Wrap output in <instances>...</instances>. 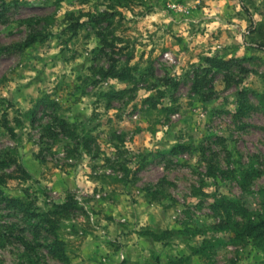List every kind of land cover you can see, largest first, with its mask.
Masks as SVG:
<instances>
[{
  "label": "rangeland",
  "instance_id": "obj_1",
  "mask_svg": "<svg viewBox=\"0 0 264 264\" xmlns=\"http://www.w3.org/2000/svg\"><path fill=\"white\" fill-rule=\"evenodd\" d=\"M31 32L40 42L0 52V121L18 139L0 127V157L15 150L31 180L1 190L37 212L76 202L58 227L72 263L264 264L261 249L213 229L209 208L226 197L264 212V0H0V47ZM129 56L132 82L100 79ZM50 100L69 106L90 153L40 149ZM34 221L0 203V264H59L42 247L31 263L7 237L23 229L40 243Z\"/></svg>",
  "mask_w": 264,
  "mask_h": 264
},
{
  "label": "trees",
  "instance_id": "obj_2",
  "mask_svg": "<svg viewBox=\"0 0 264 264\" xmlns=\"http://www.w3.org/2000/svg\"><path fill=\"white\" fill-rule=\"evenodd\" d=\"M73 25V28L83 26L84 23ZM41 34L39 32L29 33L27 37L18 43L13 44L9 48L0 47V52L7 49H14L17 51H24L30 48L32 45L40 42ZM130 56L123 63L120 69L109 67L107 70H100V79L117 80L119 82H132L133 76L131 75L132 68L128 66ZM211 69H219L224 63L221 60L205 58L204 60ZM202 81V80H201ZM195 93L198 92V88H193ZM112 91L105 92L104 96H108ZM48 96H44L38 102H44L48 100ZM53 113L49 117L47 123L40 126L39 138L42 141H51V146L57 142L67 141L68 143L73 142L76 150L83 149L85 153H90V147L93 142L90 136L84 135L82 131L78 132L76 125L70 124L67 119L63 116L64 109L63 104L56 100H50ZM71 106V105H70ZM29 117V122L33 125L36 121L35 114L33 111L26 114ZM17 126L21 125V121L14 120ZM0 127L3 128L12 140H18L15 129L9 127L6 117L0 121ZM43 143V144H41ZM40 149L43 145H47L46 142L38 143ZM176 148H174V151ZM11 169L8 174L3 173L4 170ZM255 170L248 171L243 178V182L239 184L240 190L243 195L248 194L249 178L256 175ZM7 180H18L27 182L31 180V174L20 162L19 154L13 149H7L0 157V203L4 204L7 209L17 210L21 215L28 221L35 219L34 224H30L34 229L33 239L41 237L42 241L37 244H32L28 241L21 233L14 235L11 232L7 234L13 240L19 243L24 249V255L32 263L33 260L30 255L36 248L42 247L45 252L56 260L59 264H74L70 260L67 254V242L58 235V227L63 220H68L69 215L73 210L76 209V202L72 198H68L63 203H49L47 209L42 212L31 211V200L25 195V198H10L7 197L3 192L2 188L6 185ZM210 211L217 218V224L213 229L218 231L230 230L232 233V242L241 243L249 242L251 245L259 248L264 253V212H254L249 206L242 200H232L226 197H222L210 205ZM6 236L5 232L3 234ZM0 234V237H4ZM39 241V240H38ZM37 247H36V246ZM26 253V254H25Z\"/></svg>",
  "mask_w": 264,
  "mask_h": 264
},
{
  "label": "crops",
  "instance_id": "obj_3",
  "mask_svg": "<svg viewBox=\"0 0 264 264\" xmlns=\"http://www.w3.org/2000/svg\"><path fill=\"white\" fill-rule=\"evenodd\" d=\"M87 257L89 258L88 255H87ZM81 259H84V257L79 259V261L81 262L80 264H94V263H92L91 261L88 262V261H86V260H85L86 262H83V263H82ZM85 259H87V258H85Z\"/></svg>",
  "mask_w": 264,
  "mask_h": 264
}]
</instances>
